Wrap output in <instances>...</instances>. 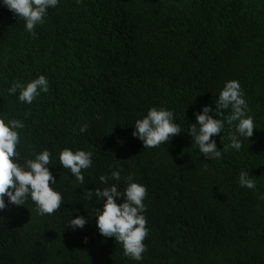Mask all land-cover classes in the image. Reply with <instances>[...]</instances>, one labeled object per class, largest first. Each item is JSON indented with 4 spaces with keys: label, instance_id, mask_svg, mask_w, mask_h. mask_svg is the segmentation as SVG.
<instances>
[{
    "label": "trees",
    "instance_id": "1",
    "mask_svg": "<svg viewBox=\"0 0 264 264\" xmlns=\"http://www.w3.org/2000/svg\"><path fill=\"white\" fill-rule=\"evenodd\" d=\"M34 31L0 5V119L24 124L19 163L50 151L62 204L39 215L29 197L0 211V264H264V0H59ZM40 75L49 91L31 104L9 95L13 82ZM233 80L254 134L239 151L206 160L188 130ZM152 107L173 111L182 133L144 148L133 126ZM220 135L222 149L226 121ZM65 148L93 153L83 184L60 164ZM112 170L121 180L102 184ZM242 170L255 190L239 186ZM130 174L146 188L141 261L99 234L103 203L88 199L112 184L123 192ZM77 215L85 227L66 228Z\"/></svg>",
    "mask_w": 264,
    "mask_h": 264
},
{
    "label": "clouds",
    "instance_id": "2",
    "mask_svg": "<svg viewBox=\"0 0 264 264\" xmlns=\"http://www.w3.org/2000/svg\"><path fill=\"white\" fill-rule=\"evenodd\" d=\"M79 3L80 0H77ZM59 0H0V5L6 7L18 19L25 21V29L35 36V27L42 24L49 8H55ZM9 95H16L21 103L31 104L34 99L49 91V83L44 75L28 83L13 82L7 90ZM230 109V114L224 119L223 110ZM248 105L244 99L238 81H227L219 92L215 101V108L205 105L200 111L194 113L196 122L190 125L187 135L192 139V145L206 159H220L223 152L229 149L239 151L242 147L241 138L249 139L254 134L253 117L247 114ZM215 114V115H214ZM225 121L229 125L228 145L222 149L217 147L215 137L225 128ZM22 121L0 119V211L8 205L24 206L30 199L36 204L39 215L53 214L62 204V194L54 190L57 184L56 177L50 171L51 153L45 149L33 153L34 159H27L19 163L20 154L16 151L20 142L17 129H22ZM133 137L138 138L144 148H151L170 142L172 138L182 133L181 127L175 122L174 112L165 108L152 107L142 119L134 124ZM87 123L80 126V133L87 131ZM93 153L90 151L65 148L59 154L60 164L69 169L76 181L85 182L82 169L92 166ZM120 181L119 170L110 171L108 176H100V182L108 185L109 180ZM126 187L123 192L118 184L106 186L103 189L88 190V199L93 196L103 203V207L95 209L96 227L100 235L106 238H115L123 246L124 255L134 261H141L146 245L143 243L148 235L146 228V211L143 203L146 196L145 186L134 182L133 175L126 178ZM240 187L255 190L256 181L246 171L238 176ZM51 185V186H50ZM7 199V202H6ZM264 199V196L261 197ZM88 220L83 215L70 218L66 228L73 231L82 230ZM87 242V240H85Z\"/></svg>",
    "mask_w": 264,
    "mask_h": 264
}]
</instances>
